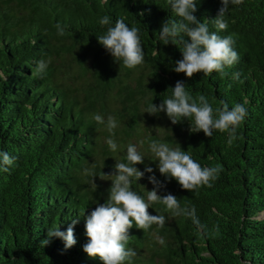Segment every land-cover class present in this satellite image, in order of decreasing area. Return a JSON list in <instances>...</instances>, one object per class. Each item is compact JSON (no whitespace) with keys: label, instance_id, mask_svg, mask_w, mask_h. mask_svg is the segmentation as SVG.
I'll list each match as a JSON object with an SVG mask.
<instances>
[{"label":"trees","instance_id":"obj_1","mask_svg":"<svg viewBox=\"0 0 264 264\" xmlns=\"http://www.w3.org/2000/svg\"><path fill=\"white\" fill-rule=\"evenodd\" d=\"M220 6V0H201L195 15L221 37L233 35L239 61L223 78L213 72L189 79L172 70L182 45L160 41L162 21L179 20L167 0H0V151L17 158L9 172L0 170V264H102L83 251L88 238L82 216L103 203L111 187L99 178L104 171L94 158L105 125L93 114L107 117L108 94L116 90L111 99L123 104L133 129L140 118L137 101L145 108L159 105L177 81L193 98L205 95L214 115L223 103L229 109L242 103L248 116L229 145L227 133H191L190 122L173 125L164 113L170 124L150 141L179 144L202 167L223 170L211 188L188 192L157 169L155 176L166 184L160 195L171 193L182 207H195L205 227L185 216L169 218L166 206L154 204L149 212L167 222L148 232L129 230L128 246L137 252L132 264H264V0L230 4L227 30L212 21ZM105 15L113 26L123 19L140 30L142 66L114 63L98 43L107 30L99 23ZM57 23L66 26L64 36L57 35ZM68 57L73 68L62 67ZM40 59L51 61L42 77L36 74ZM85 169L96 174L97 189ZM132 187L145 197L137 183ZM78 216L72 248L64 250L55 237L42 245L49 228L66 232Z\"/></svg>","mask_w":264,"mask_h":264},{"label":"clouds","instance_id":"obj_2","mask_svg":"<svg viewBox=\"0 0 264 264\" xmlns=\"http://www.w3.org/2000/svg\"><path fill=\"white\" fill-rule=\"evenodd\" d=\"M201 0H167L172 11L179 20L165 19L159 30L160 41L163 45L179 43L182 59L176 60L172 69L176 73H183L189 79L197 73L204 77L210 76L213 72L220 74L223 78L227 75L226 68H231L239 61V55L234 50L235 40L233 35L221 37L217 32L209 30L208 24L202 22L195 13L197 5ZM244 0H220V8L214 20L218 30H227L228 21L225 14L229 5H242ZM139 15L143 16L141 12ZM99 23L107 26L106 33L97 37L98 43L112 56L114 63L122 62L128 69H136L145 62V55L141 44L139 29L129 27L123 19H117L114 26L109 16H103ZM57 35L64 36L66 26L56 24ZM51 61L40 59L36 62V74L41 77L46 73ZM238 75V74H236ZM172 89L170 98L162 100L159 105L149 103L143 113L158 117L161 112L165 113L173 125L181 124L187 120L191 133L203 132L205 137L211 138L214 131L228 134V144L231 145L237 138V129L243 124L248 116L244 104L237 103L231 109L227 103L221 108H213L207 97L203 94L197 98L186 90L184 81H177ZM99 125H105L107 131L115 135V129L120 124L112 115L105 117L101 114H93L92 117ZM106 143L112 152H116L118 145L112 138H107ZM144 141H140L142 147ZM149 150L155 157L157 168L166 181L175 180L182 190L196 192L201 187L213 186L218 179L221 166L202 167L194 161L190 154L182 150L178 144L170 147L166 142L151 141ZM15 156L0 151V170L9 172L16 161ZM145 156L138 150L137 145L129 143L126 148V162L116 160L113 172H103L99 178L110 180L111 187L108 190V197L103 202L95 203L96 207L90 214H83L85 235L88 238L83 245V251L91 258H99L102 264H132L137 252L129 247L131 238L129 230L135 226L137 229L148 232L152 226L157 229L164 228L167 219L165 215H153L149 212L154 204L166 206L170 213L169 218L185 216L191 218L198 229H203L196 215L195 207H182L180 199L168 193L161 196L158 194L166 184L154 174V169L145 165L141 171L137 165L144 164ZM145 173H152L147 177L153 185L152 190H146V198L133 189V184L138 183ZM84 174L90 176L94 189L98 188L95 183L97 177L91 169H85ZM143 186V185H142ZM145 187V186H143ZM146 189V187H145ZM81 217L71 220L66 232L60 230V226L47 230L46 238L41 241L45 247L50 244L52 238H60L64 242V250L72 248L76 243L74 233L75 225ZM155 240L160 245L165 244V239L155 234Z\"/></svg>","mask_w":264,"mask_h":264},{"label":"rangeland","instance_id":"obj_3","mask_svg":"<svg viewBox=\"0 0 264 264\" xmlns=\"http://www.w3.org/2000/svg\"><path fill=\"white\" fill-rule=\"evenodd\" d=\"M74 58L73 57H68L66 60L63 61L62 67L66 68L68 66H71L72 68L74 67ZM89 63V61H88ZM131 87H134L135 85L133 83L130 84ZM116 90L109 93L108 97L110 99L107 100L106 103V115H112L117 121H119L120 126L115 129V135L112 136L110 134L106 127L102 129L103 131L100 133L98 136L97 140V145H95V154L94 158L97 162V165L103 169V171L106 174H111L114 169V165L116 163V160H119L121 162H126V148L129 143L135 144L138 147V150L143 153L145 156V162L144 164L137 165V167L143 171L145 165H148L154 169V173L157 172V163L155 162V157L154 155L150 152L149 150V143L151 142L150 139L151 137L157 135V136H162L163 131L166 130L164 127H166L168 124H170L169 120H166V117L163 112L159 114L158 117L156 116H151L148 113H143L144 112V105L141 102V100L137 101V105L139 107V114L140 118L138 120V125L134 127L136 130L134 131L133 129L128 127V116L125 115V107L123 104L119 102V99L116 98L115 100L111 99V97L116 96ZM118 115L124 116L123 119L120 121L118 118ZM105 120L107 119L106 116ZM151 117L152 121H149L148 118ZM155 120V124L153 121ZM152 122V123H151ZM168 133L171 134L170 131ZM107 138H112L115 140V142L118 145L117 151L112 152L109 146L106 143ZM140 141H144L143 146H140ZM105 161V164H104ZM149 175H152V173H145V181H143L144 177L138 181L137 185L140 189L145 191V198H146V190H152L153 185L149 183L147 177ZM103 183L105 185H111L110 180H103ZM146 187H143V186ZM160 194V192L158 193Z\"/></svg>","mask_w":264,"mask_h":264}]
</instances>
